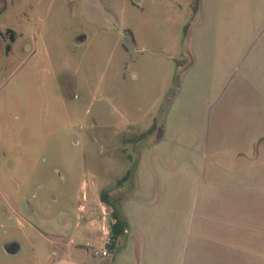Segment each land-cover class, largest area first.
I'll return each instance as SVG.
<instances>
[{"label":"rangeland","instance_id":"374dc122","mask_svg":"<svg viewBox=\"0 0 264 264\" xmlns=\"http://www.w3.org/2000/svg\"><path fill=\"white\" fill-rule=\"evenodd\" d=\"M194 1L0 0V264H134L157 177L264 133V0Z\"/></svg>","mask_w":264,"mask_h":264},{"label":"crops","instance_id":"0c3cea01","mask_svg":"<svg viewBox=\"0 0 264 264\" xmlns=\"http://www.w3.org/2000/svg\"><path fill=\"white\" fill-rule=\"evenodd\" d=\"M261 133L254 129L242 142L227 146L210 141L212 156L203 158L201 174L191 165L182 172L175 164L163 180L157 177L155 195L142 199L143 221L134 224V264H264ZM125 220L128 232L133 221ZM104 233L108 237L110 231Z\"/></svg>","mask_w":264,"mask_h":264},{"label":"trees","instance_id":"16d2710c","mask_svg":"<svg viewBox=\"0 0 264 264\" xmlns=\"http://www.w3.org/2000/svg\"><path fill=\"white\" fill-rule=\"evenodd\" d=\"M201 2H202V0H195L194 1V4H193V16L194 17L199 12ZM154 130H155V126L151 127L150 130L146 131L145 133H142L138 137H134L133 139H128V140L136 141V142L141 141V140L145 139L148 135H150ZM127 179H128V176L125 177L123 180H121L119 182V184L126 181ZM112 192H113V189H111V188L104 189L101 192V200L104 203H106L109 206H112L114 208L113 216H114L115 221L111 225V231H110V237H111L112 243L109 246V249H110L111 253L115 251V249L118 245V242L124 236V234L127 232V228H128L127 222H126L125 218L123 217L120 209L118 208V206L113 201L110 200L111 199L110 194Z\"/></svg>","mask_w":264,"mask_h":264},{"label":"built area","instance_id":"2783aa9c","mask_svg":"<svg viewBox=\"0 0 264 264\" xmlns=\"http://www.w3.org/2000/svg\"><path fill=\"white\" fill-rule=\"evenodd\" d=\"M111 243H112V240H111V237H110V234H109V236L106 239L104 248L100 249V250H96L95 253H94L95 256H98V257H109L110 254H111V251L109 249V246L111 245Z\"/></svg>","mask_w":264,"mask_h":264},{"label":"water","instance_id":"95a60500","mask_svg":"<svg viewBox=\"0 0 264 264\" xmlns=\"http://www.w3.org/2000/svg\"><path fill=\"white\" fill-rule=\"evenodd\" d=\"M7 251L12 254L18 253L20 245L17 242H13L6 247Z\"/></svg>","mask_w":264,"mask_h":264}]
</instances>
